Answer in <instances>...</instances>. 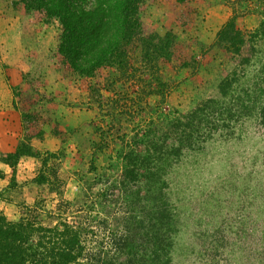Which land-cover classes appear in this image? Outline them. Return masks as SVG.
Wrapping results in <instances>:
<instances>
[{
  "label": "rangeland",
  "instance_id": "rangeland-1",
  "mask_svg": "<svg viewBox=\"0 0 264 264\" xmlns=\"http://www.w3.org/2000/svg\"><path fill=\"white\" fill-rule=\"evenodd\" d=\"M11 2L0 0V81L6 99L7 87L13 102L20 92L30 95L28 105L43 119L45 134L29 141L34 155L29 157L30 164L24 159L18 166L8 165L6 174L0 170L4 183L0 216L11 222L36 217L52 226L59 219L71 221L74 212L81 210L77 221L86 227L93 220L105 222L94 224V234L112 252L108 243L113 233H124L122 221L131 225L144 214L139 212L142 206H118L116 200L92 211L88 207L91 192L118 180L117 155L122 150L118 137L127 134L129 139L150 120L173 115L174 110L186 112L218 96V83L234 71L239 89L249 85L264 89V40L258 43L262 65L256 60L244 68L213 44L215 33L235 14V27L249 32L257 28L260 16L237 14L231 0H193L196 19L185 28L164 3L147 2L140 12L143 24L160 35L171 31L179 41L196 40L206 48L194 46L198 65L193 73L165 69L169 82L165 94H149L139 101L142 79L136 78L141 75L138 72L114 86L109 84L116 78L112 70L91 80L64 79L56 71L53 56L58 23L38 25L32 16L12 11ZM137 58L135 53V62ZM90 86L100 90L104 99L96 97L100 107ZM261 93L256 98L264 102ZM138 105L148 106L147 114L139 116ZM118 114L119 119L111 121ZM237 116L231 133L219 129L192 150L183 148L179 160L163 173L168 183L163 192L172 214L168 252L172 264H264V125L254 111ZM22 136L21 126L19 142Z\"/></svg>",
  "mask_w": 264,
  "mask_h": 264
},
{
  "label": "trees",
  "instance_id": "trees-1",
  "mask_svg": "<svg viewBox=\"0 0 264 264\" xmlns=\"http://www.w3.org/2000/svg\"><path fill=\"white\" fill-rule=\"evenodd\" d=\"M151 1L164 3L185 28L196 19L193 0H12L10 7L16 13L32 16L38 25L58 23L53 56L56 71L64 79L91 80L112 70L116 78L109 84L114 86L119 79L135 78L138 72L141 75L136 78L142 79L138 93L141 101L149 94H165L169 88L165 69L193 73L198 65L194 46L202 51L206 48L196 40L179 41L171 31L160 35L143 24L140 12ZM252 1L254 7L249 5ZM231 2L237 14H258L260 22L255 30L242 31L235 27V14L215 33L213 44L244 68L256 60L260 62L257 56L261 55L258 43L264 40V0ZM236 74L228 73L218 83V96L202 100L186 112L174 110L173 115L150 120L129 139L127 134L118 137L122 146L117 155L121 173L106 189L91 192L88 207L92 211L116 200L118 206H142L139 212L144 214L131 225L122 221L124 233H113L108 243L112 252L104 249L94 234L95 226L105 222L93 220L86 227V223L77 221L81 210L74 212L71 221L59 219L52 226L36 217L11 222L0 216V264H172L168 253L172 214L163 192L168 185L163 173L179 160L183 148L192 150L205 140L204 136L219 129L229 132L238 114L254 111L264 125V102L256 98L257 92L263 91L264 96V89L257 85L239 89ZM89 90L100 107L102 104L96 101V97L104 101L100 90L96 86ZM15 100L13 107L20 114L23 136L14 152L0 155V162L11 168L20 157H34L28 143L45 134L43 119L28 105L30 95L20 92ZM138 109L139 116H143L149 107L138 105ZM111 110L112 105L108 107ZM119 116L114 115L111 121ZM151 206L155 209L150 210Z\"/></svg>",
  "mask_w": 264,
  "mask_h": 264
},
{
  "label": "crops",
  "instance_id": "crops-1",
  "mask_svg": "<svg viewBox=\"0 0 264 264\" xmlns=\"http://www.w3.org/2000/svg\"><path fill=\"white\" fill-rule=\"evenodd\" d=\"M4 83L0 81V154L12 153L17 147V144L21 137V123L19 115H16V111L13 108V99L11 98L10 91L7 87V99H6V89L3 90ZM47 137V135H46ZM30 164L29 157H20L16 166L23 160ZM10 170L9 166L0 162V170L3 174H6ZM3 180H0V186H3Z\"/></svg>",
  "mask_w": 264,
  "mask_h": 264
}]
</instances>
